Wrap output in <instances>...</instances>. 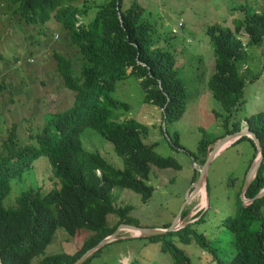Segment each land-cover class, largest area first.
Listing matches in <instances>:
<instances>
[{
    "label": "trees",
    "instance_id": "trees-1",
    "mask_svg": "<svg viewBox=\"0 0 264 264\" xmlns=\"http://www.w3.org/2000/svg\"><path fill=\"white\" fill-rule=\"evenodd\" d=\"M66 1L6 2L10 10L15 9L14 14H20L22 21L34 25L38 33L52 37L56 31L65 33L74 48L69 57L57 56V72L65 89L73 94L71 106L47 114L45 125L33 133L29 142L21 139L17 124L8 127L6 138L0 145V256L3 264H34L37 258L41 259L38 264H74L122 223L134 224L129 217L131 207H116L114 190L134 191L146 203L154 193L153 186L148 184L152 166L181 169L176 159L157 154V142H146L152 127L129 118L130 105L113 96L118 82L132 77L139 80L145 93V104L157 107L165 120V125H159L160 131L167 135L174 149H183L179 133L175 131L173 137L170 134V125L183 117L189 100L187 85L180 76L179 53L171 44L175 36L161 33L137 0L129 7H125V0L93 2L82 7L84 11L81 7L66 5ZM0 8L4 7L0 5ZM91 10L94 12L87 18L85 14ZM240 10L244 15L234 20L235 29L220 23L208 28L216 58L209 89L228 114L224 120L226 129L220 138L242 129V121L229 126V120L245 102L246 79L241 76L238 63L246 58V47H262L264 44V10L257 11L248 4L242 5ZM79 14L88 21L79 23ZM53 21L60 25V30L48 27L44 32L42 28ZM242 32L247 36L245 41L240 36ZM3 58L10 70L16 65L21 70L20 66L33 63L31 57L17 59L16 65L11 64L9 57ZM260 75H254L250 83L258 80ZM10 83L15 90L18 89L12 79ZM3 89L0 84V91ZM246 121L250 131L261 140L264 152V112ZM6 124L0 115V129ZM88 129L114 145L124 160V168H116L100 153L86 149L82 136ZM218 139L211 141L204 136L199 145V157L193 155L194 162L199 163L207 148ZM242 139L254 145L256 154L254 141L247 136ZM42 157L47 158L52 166L56 187L46 193L39 187H30L15 196L12 206L6 205L5 200L12 196V181L33 169ZM198 176L199 172L195 171L191 184ZM263 187L264 161L256 179L246 190L247 198H255ZM240 195L241 190L237 194L236 213L224 222L233 237V257L225 262L217 255L214 259L218 264H264V197L245 207ZM112 214L117 215L118 223L110 227L108 216ZM202 221L203 217L194 224ZM194 224L156 236L162 241L163 250L174 254L177 264H187L188 256L173 239L184 244L195 239L201 248L215 254L203 234L195 232L191 235ZM59 229L70 236L82 230L91 231L92 235L72 255L63 252L45 255ZM127 235L136 234L130 232ZM149 238L139 239H155ZM117 242L107 244L83 264H89L101 250Z\"/></svg>",
    "mask_w": 264,
    "mask_h": 264
},
{
    "label": "rangeland",
    "instance_id": "rangeland-1",
    "mask_svg": "<svg viewBox=\"0 0 264 264\" xmlns=\"http://www.w3.org/2000/svg\"><path fill=\"white\" fill-rule=\"evenodd\" d=\"M103 1L67 0L66 5L81 7L84 11L82 7L86 4ZM133 1L125 0V7H129ZM137 1L146 8L148 18L158 25L161 33L175 36L171 44L178 50L180 76L189 91L185 114L178 122L170 125L171 137L175 131L179 133L180 144L183 147L179 150L174 149L167 135L160 131L159 125H164L161 111L157 107L145 104V93L139 80L132 77L118 82L113 93L115 98L130 105L131 108L127 112L129 118H136L152 127L146 142L158 143L155 147L157 154L172 157L181 164L180 170L152 166L148 184L153 186L154 193L146 203L141 195L134 191L114 190L115 198L117 196L116 207H131L129 217L136 226L154 229L163 228L167 224L172 225L187 201V191L193 186L191 183L195 170L204 165L210 156L208 154L213 150L211 145L201 158L203 163L201 160L199 163H194L193 155L199 157V145L203 137L206 136L211 141L218 139L226 129L224 120L228 114L209 89V81L215 72L216 58L208 28L220 23L229 24L235 29L234 20L244 15L240 10L242 5L248 4L257 11H263L264 0ZM6 2L8 0H0V5L4 7L0 8L2 17L0 84L4 87L3 91H0V115L7 121L6 126L0 129V145L6 138V129L15 124L19 128L21 139L31 141L33 133L45 125L47 114L69 108L73 100V94L65 89L64 82L57 72V56L65 58L73 52L74 47L70 37L59 31H56L53 37L50 34L47 36L38 33L34 25L22 21L20 14H14L15 9L10 10ZM93 12L91 10L85 16L88 18ZM78 18L79 23L88 21L84 19L83 14H79ZM181 19L184 20L185 25L179 29V33L174 34L172 30L179 27L178 22ZM48 27L53 30L61 28L53 21L42 30L46 32ZM240 36L244 41L247 39L244 32ZM245 50L246 58L238 63L240 74L246 79L245 102L229 120L230 127L234 122L242 121V130L249 127L247 119L264 112V44L262 47H246ZM3 56L9 57L12 65H16L17 59L24 60L29 57L32 58L30 62L33 63L20 66L23 68L21 70L17 65L10 70L7 69ZM247 67H250V70ZM259 73L261 75L258 80L250 83V79ZM11 79L18 84L17 90L11 85ZM23 85L24 87L21 88ZM10 87L12 88L9 91ZM82 138L87 150L100 153L116 168H124L123 158L117 154L110 141L91 129H88ZM254 155V145L249 140L242 139L227 147L213 160L206 188L208 206L205 205L206 202H204L206 207L203 206V198L206 197L203 189L197 199H194L196 205L204 207L200 215L203 221L197 225L193 223L197 216L194 214L196 210L193 204H189L186 210L184 208L188 213L177 221L181 227L187 223L194 224L190 229L191 235L195 232L203 234L209 241L210 248L215 249V254L209 249L201 248L195 239L189 244L173 239L175 245L188 256L187 264H218L214 259L215 255L223 262L232 259L233 237L224 222L237 211V194L244 184L245 175L254 161ZM259 155L258 152L257 157ZM30 187H39L43 193L56 187L52 166L47 158L38 159L33 169L12 181V196L5 200V204L12 206L15 203V196ZM191 210L193 211L189 213ZM108 220L110 227L118 223V217L114 214L109 215ZM120 226L117 229L119 239L113 241L118 242L101 250V253L89 264H177L174 254L163 250L161 240L156 237L153 240H148L150 238L141 240L135 238V235L130 237L131 235H127L130 232L121 229ZM91 235V231L82 230L75 236H70L65 230L59 229L55 240L46 248L45 255L59 252L72 255ZM39 260L41 259L37 258L33 263L38 264Z\"/></svg>",
    "mask_w": 264,
    "mask_h": 264
},
{
    "label": "water",
    "instance_id": "water-1",
    "mask_svg": "<svg viewBox=\"0 0 264 264\" xmlns=\"http://www.w3.org/2000/svg\"><path fill=\"white\" fill-rule=\"evenodd\" d=\"M164 125H165V120H164ZM244 136H248L251 137L257 145L258 151L260 153V155L257 157V159L253 162L251 168L249 169L246 178H245V183H244V187H243V193L241 195V199L243 201V205L246 207L249 204H251L252 202H254L256 199L262 198L264 196V189L260 190L259 194L256 196V199H252L251 201H246L245 200V194H246V190L249 188V186L251 185V183L253 182V180L256 178L258 170L261 167V164L263 162L264 159V154H263V147H262V143L260 141V139L258 138V136L251 132L248 128L245 130H241L235 134H231V135H227L224 138L218 140L215 145H213L216 148L224 145L226 143L227 140L229 139H239L241 137ZM230 141V140H229ZM228 142V141H227ZM214 150L211 152L208 160L206 161V163L203 165V168H201L200 170V176L197 179V181L194 183L193 185V192L191 193V199H197V196L200 195V191H202V188L204 186L205 191L207 188V178H208V173H209V169L211 166V163L214 159L215 156H213ZM186 204L183 205L182 210L179 214V216L176 218V220L174 221V223L164 229V228H145V227H138L135 226L133 224H128V223H122L120 228H128V229H132L134 230L137 234L135 235V238H140V237H156V236H160V235H165L166 233L169 232H174L177 231L178 228H180V225H178V221L182 216L183 210L185 208ZM178 220V221H177ZM118 230H116L111 236H108L107 238H105L104 240H102L99 244H97L95 247H93L92 249L88 250L79 260H77L74 264H83L90 256H92L94 253H96L97 251H99L101 248H103L104 246H106L107 244H110L111 242L118 240ZM0 264L2 263L1 257H0Z\"/></svg>",
    "mask_w": 264,
    "mask_h": 264
},
{
    "label": "clouds",
    "instance_id": "clouds-1",
    "mask_svg": "<svg viewBox=\"0 0 264 264\" xmlns=\"http://www.w3.org/2000/svg\"><path fill=\"white\" fill-rule=\"evenodd\" d=\"M258 11H259V10H258ZM184 25H185L184 20L181 19V20L178 22V26H179V27L177 26V27H178L177 29L174 28L172 32H173L174 34L179 33V29H180V28H183ZM31 59H32V58H31ZM31 59H30V61H31ZM248 129H249V127H248ZM241 130H242V129H241ZM249 130H250V129H249ZM251 132H252V131H251ZM253 133H254V132H253ZM234 134H235V133H234ZM228 135H231V134H228ZM225 136H227V135H225ZM225 136H224V137H225ZM224 137H222V138H224ZM244 137H245V136H244ZM247 137H248V136H247ZM222 138H220V139H222ZM241 138H243V137H241ZM241 138L234 140V142H238ZM249 138H251V137H249ZM220 139H218V140H220ZM251 139H252V138H251ZM218 140H216V142H217ZM252 140H253V139H252ZM253 141H254V140H253ZM260 141H261V140H260ZM216 142H215V143H216ZM234 142H231L227 147H229L230 145H232ZM215 143H213L212 145H215ZM254 143H255V145H256V142H255V141H254ZM210 146H211V145H210ZM210 146H209V147H210ZM227 147H226V148H227ZM226 148H225V149H226ZM214 149H215V148H214V146H213V150H214ZM225 149H224V150H225ZM213 150H212V151H213ZM256 150H257V153L254 155V159H253L254 161H255V159H256V157H257V154H258V152H259V151H258V148H257V145H256ZM212 151H211V152H212ZM211 152H210V153H211ZM220 153H221V152H220ZM220 153H219V154H220ZM263 154H264V152H263ZM208 155H210V154H208ZM217 156H218V154L215 155L214 159H215ZM214 159H213V160H214ZM207 160H208V158H207ZM207 160H206V161H207ZM254 161H253V162H254ZM263 161H264V159H263ZM212 162H213V161H212ZM253 162H252V164H253ZM194 163H195V162H194ZM205 163H206V162H205ZM205 163H204V164H205ZM262 163H263V162H262ZM195 164H196V163H195ZM252 164L250 165V168H251ZM211 165H212V163H211ZM261 166H262V164H261ZM201 168H203V166H202ZM201 168H197V170H195V171L199 172V176H200V170H201ZM210 168H211V166H210ZM250 168H249V169H250ZM260 168H261V167H260ZM259 170H260V169H259ZM259 170H258V172H259ZM209 171H210V169H209ZM248 171H249V170H248ZM248 171H247V173H248ZM247 173H246V175H247ZM208 175H209V173H208ZM246 175H245V178H246ZM257 175H258V173H257ZM199 176H198V178H199ZM256 177H257V176H256ZM255 179H256V178H255ZM255 179H254V180H255ZM254 180H253V181H254ZM196 181H197V180H196ZM207 183H208V178H207ZM244 183H245V180H244ZM251 184H252V183H251ZM193 185H194V183H193ZM243 187H244V184H243V186L241 187L242 193H243ZM249 187H250V186H249ZM193 189H194V188H193V186H192V188L189 190V192H188V194H187V201L185 202V204H186V206H185V210L188 208V205H189V204H193V207H195V210H196V211H194V214H197L196 219H195V221L193 222V223H195L197 220H199V219L201 218V216H199V214H200L201 212L204 211V210H203L204 207H200L199 205H196V203H195V201H194L195 198H194V199H191L190 196H191V193L193 192ZM262 189H264V187H263ZM262 189H261V190H262ZM51 190H52V189H51ZM247 190H248V189H247ZM259 191H260V190H259ZM204 192H205V194H206V198L208 199L207 192H206V191H204ZM246 192H247V191H246ZM242 193H241V195H242ZM258 194H259V193H258ZM258 194H257V195H258ZM263 197H264V196H263ZM240 198H241V197H240ZM253 199H256V197L253 198ZM241 200H242V199H241ZM245 200H246V201H251L252 199L247 198V196H246V194H245ZM256 200H257V199H256ZM189 201H193V202H189ZM242 202H243V201H242ZM208 203H209V201H208ZM252 203H253V202H252ZM252 203H251V204H252ZM249 205H250V204H249ZM249 205H248V206H249ZM207 206H208V204H207ZM248 206H246V207H248ZM205 207H206V206H205ZM185 210H184L183 213H182V217H184L183 214H184ZM192 211H193V210H191L189 213H191ZM187 213H188V212H187ZM187 213H186V214H187ZM198 213H199V214H198ZM194 214H193V215H194ZM189 215H190V214H189ZM191 217H192V216H191ZM191 217H190V218H191ZM180 220H181V218H180ZM187 225H189V223H187L184 227H186ZM135 226H136V225H135ZM138 227H139V226H138ZM184 227H181V224H180V228H179V229L184 228ZM164 229H166V228H164ZM131 237H133V236H131ZM138 238H139V237H138ZM140 238H141V237H140ZM111 243H112V242H111ZM0 257H1V256H0Z\"/></svg>",
    "mask_w": 264,
    "mask_h": 264
},
{
    "label": "bare ground",
    "instance_id": "bare-ground-1",
    "mask_svg": "<svg viewBox=\"0 0 264 264\" xmlns=\"http://www.w3.org/2000/svg\"><path fill=\"white\" fill-rule=\"evenodd\" d=\"M230 140V141H229ZM229 140H227L226 141V143L224 144V145H222V146H220V147H218V148H216V149H214V153H213V156H215V155H217V154H219L220 152H222L231 142H234V140L235 139H229ZM204 191H205V188H204V186H203V188H202ZM203 191V192H204ZM205 193V192H204ZM203 195V194H202ZM205 196H206V194H205ZM204 202H206L205 203V205L207 206V204H208V199L205 197V199L203 198V206H204ZM205 207V206H204ZM180 220V219H179ZM123 230H126V231H128V232H131V233H134V234H137L134 230H132V229H128V228H123Z\"/></svg>",
    "mask_w": 264,
    "mask_h": 264
},
{
    "label": "crops",
    "instance_id": "crops-1",
    "mask_svg": "<svg viewBox=\"0 0 264 264\" xmlns=\"http://www.w3.org/2000/svg\"><path fill=\"white\" fill-rule=\"evenodd\" d=\"M219 155V154H218ZM189 190L187 191V194H188ZM131 237V236H130Z\"/></svg>",
    "mask_w": 264,
    "mask_h": 264
}]
</instances>
